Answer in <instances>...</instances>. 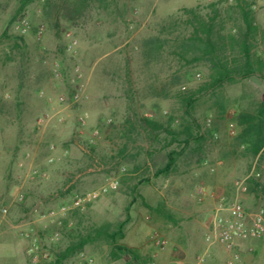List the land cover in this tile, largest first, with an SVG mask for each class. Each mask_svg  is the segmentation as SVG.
Segmentation results:
<instances>
[{
	"label": "rangeland",
	"instance_id": "obj_1",
	"mask_svg": "<svg viewBox=\"0 0 264 264\" xmlns=\"http://www.w3.org/2000/svg\"><path fill=\"white\" fill-rule=\"evenodd\" d=\"M21 2L0 0V264H52L86 237L93 241L61 264H87L88 258L93 264H126V257L111 259L104 234L125 220L118 243L147 264L182 260L194 237L209 243L210 194H227L252 161L237 141L239 128L233 136L228 132V111L237 117L264 101V67L253 77L206 89L209 62L193 61L198 52L182 47L192 32L185 10L205 20L216 12L215 38L228 44L229 35L245 30L240 2L33 0L18 13ZM246 2L256 28L251 52L264 62V0ZM23 19L30 27L24 34L17 29ZM78 86L84 97L73 103ZM189 93L196 102L188 116L179 97ZM144 119L175 132L191 119L203 139L188 146L170 143L173 136L152 131ZM172 149L181 152L174 168L156 176ZM111 178L119 182L116 190L58 216L61 224L41 218ZM259 184L264 187V173ZM257 191L252 209L264 208V188ZM29 227L39 237L38 263L21 235ZM55 233L59 238L51 241ZM154 234L166 239L164 248L154 244Z\"/></svg>",
	"mask_w": 264,
	"mask_h": 264
},
{
	"label": "trees",
	"instance_id": "obj_2",
	"mask_svg": "<svg viewBox=\"0 0 264 264\" xmlns=\"http://www.w3.org/2000/svg\"><path fill=\"white\" fill-rule=\"evenodd\" d=\"M33 0H22L18 13L24 11L28 4ZM240 2L241 14L245 24V30L239 32V36L231 34L228 36V44L223 41L221 37L215 38L214 35V21L216 20V12L209 20H205L198 15L194 9L185 10L191 16L188 20L192 27L190 36L185 38L182 47L198 52L193 61L207 60L210 64V79L205 88L216 89L221 88L225 83H233L239 78H250L257 73H260L264 67V62L260 58H254L251 52L252 45L250 43L251 34L255 31L253 26V16L250 5L246 0H237ZM1 40V37H0ZM161 44H159L160 46ZM236 46L239 47L238 54L236 53ZM180 101L185 107L186 114L189 116L190 109L193 108L196 102L195 94L189 93L180 95ZM221 111L224 107L218 104ZM172 120V118H171ZM145 125L152 131H159L163 129L172 137L170 143L178 142L186 146L193 139L201 140L202 136L194 133V128L199 127L193 120H187L182 124V130L177 132L171 130L170 126L167 128L160 122L153 119H144ZM236 126L239 128L237 141L244 147L245 153L252 159L264 149V101L258 102L251 110H241L236 117ZM182 136V140L178 139ZM179 151L175 149L167 153V162L165 165L157 170L156 176L167 175L174 168ZM260 181L253 182L250 186V192L254 188H258ZM126 220L120 222L116 228L110 232L105 231V239L111 247L110 257L112 260H119L123 257L127 258L126 264H147V261L142 258L134 249L118 243L124 238V228ZM98 235L100 236L101 233ZM92 238H79L77 241L69 244L66 249L57 254L52 264H61L68 257L79 253L83 250L85 245L92 242Z\"/></svg>",
	"mask_w": 264,
	"mask_h": 264
},
{
	"label": "built area",
	"instance_id": "obj_3",
	"mask_svg": "<svg viewBox=\"0 0 264 264\" xmlns=\"http://www.w3.org/2000/svg\"><path fill=\"white\" fill-rule=\"evenodd\" d=\"M29 24L26 20H21L17 26V29L21 33H26L29 30ZM42 32V28H39V33ZM67 37L71 39V46L73 47L77 44L76 40L72 39L71 34L67 33ZM200 77V74L196 75ZM80 77V74H79ZM186 88L183 87V90ZM84 97V90L82 86H78L76 90L71 94V101L77 103ZM61 102H64V98H60ZM228 116L230 118L228 124V132L231 136L235 135L236 132V114L233 110L228 111ZM45 116L38 120L39 125L44 123L45 120H48L49 117ZM82 125L85 124V119L81 117L79 119ZM211 123L210 118L207 119V125ZM216 139L217 136L214 135ZM53 150L54 147L51 146ZM28 156V155H27ZM49 162L53 161V158H49ZM19 167H24V163L21 162ZM214 167H210V172L214 171ZM33 176L38 175L37 170H33ZM264 173V149L256 155L252 161L247 172L235 179L233 181V194L227 195L224 192H212L210 197L214 201V205L211 211L210 222L207 226V231L205 234L206 240L211 244L221 245L229 254L230 258L227 261V264H233L236 261H239L240 254L237 250L238 241L241 240H253L259 239L264 234V208L259 207L256 209L249 208L247 206V198L250 195V186L253 182L260 181ZM119 182L116 179H108L103 185L99 188L87 192L82 195H77L71 200L70 205H63L57 210H52L46 214L41 215V218L44 220H49L50 222L61 224L62 222L58 220V216L65 215L69 211H75L83 209L84 206L89 203L97 200L99 197L110 193L118 188ZM199 196L205 197L206 192L204 190H199ZM24 196L21 194L19 199L23 200ZM3 213H7V209L3 210ZM21 235L29 240V249L28 253L31 255L32 262L38 263V250H39V237L37 231L34 227L26 228L21 231ZM59 234L55 233L50 240L57 241ZM154 244L159 248H164L167 244L166 239L154 234L153 237ZM87 264H93V260L88 258ZM203 262V257L199 256L196 258V263L201 264Z\"/></svg>",
	"mask_w": 264,
	"mask_h": 264
},
{
	"label": "crops",
	"instance_id": "obj_4",
	"mask_svg": "<svg viewBox=\"0 0 264 264\" xmlns=\"http://www.w3.org/2000/svg\"><path fill=\"white\" fill-rule=\"evenodd\" d=\"M264 185V184H263ZM254 188L247 198V206L252 208L258 198V189ZM233 186L227 194H233ZM191 248L186 250L182 260H174L172 264H197L196 258L203 257L201 264H227L231 254H229L221 245L203 242L198 237L192 238ZM237 250L240 254L239 261L233 264H264V234L259 239L238 241Z\"/></svg>",
	"mask_w": 264,
	"mask_h": 264
}]
</instances>
